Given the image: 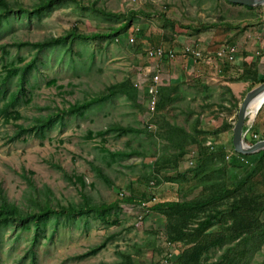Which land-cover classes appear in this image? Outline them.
<instances>
[{
    "label": "rangeland",
    "instance_id": "374dc122",
    "mask_svg": "<svg viewBox=\"0 0 264 264\" xmlns=\"http://www.w3.org/2000/svg\"><path fill=\"white\" fill-rule=\"evenodd\" d=\"M39 2L7 0L15 10L0 17V45L7 44L0 50V193L22 209L35 192L51 194L55 206H76L84 199L116 204L100 213L49 215L38 226L31 220L1 223L0 264H129L130 257L138 264H185L179 258L193 246L200 250L196 264L223 258L231 264H264V210L243 211L234 219L225 210L197 240L172 244L167 214L151 211L147 203L120 200L121 193L157 201L219 196L222 181L234 189L227 152L201 158L197 147L212 146L220 133L232 132L249 91L244 77L255 69L258 76L264 73V4L58 0L40 11L17 9ZM87 2L112 13H136L108 15L85 6ZM209 23L216 26L205 28ZM118 26L122 29L111 36L69 39L42 49L11 45L58 37L73 27L91 33ZM139 30L144 31L140 40ZM231 44L239 55L231 63V85L224 72L197 82L175 63L145 57L148 48L159 45L213 52ZM30 61L19 86L20 73L8 69ZM157 64L160 95L151 111L144 87ZM135 80L143 89L130 98L124 90L130 92ZM112 85L118 88L101 101L42 122L47 114L107 94ZM257 126L264 128V104L257 114L249 110L243 133ZM261 171L248 185L255 205L264 202ZM235 198L226 194L183 225L196 226L204 211L225 209Z\"/></svg>",
    "mask_w": 264,
    "mask_h": 264
},
{
    "label": "trees",
    "instance_id": "16d2710c",
    "mask_svg": "<svg viewBox=\"0 0 264 264\" xmlns=\"http://www.w3.org/2000/svg\"><path fill=\"white\" fill-rule=\"evenodd\" d=\"M54 1L58 0H40V2L37 5H34L32 7L26 8L21 7L18 8L19 10L24 11H40L44 8H47L50 6ZM75 1V0H73ZM84 4V3H81ZM85 6H89L94 10H98L100 12H103L108 15H113L117 17H126V15H133L136 13V11H129L128 13H112L108 11H104V9L95 7L93 2H87L84 4ZM12 10H15L14 7L9 6L7 3V0H0V17L10 13ZM216 26L214 23L206 24L204 27H213ZM122 29V26L118 27H110L106 29L105 31H96L91 33H86L79 31L76 27H73L69 30H67L64 34L54 37V38H48L40 42H30V41H15L12 42L11 45L13 46H23V45H31V46H37L38 49H42L46 46L54 45V44H60L68 41L69 39H80V40H92L97 38H102L106 36H111L115 33H117L119 30ZM144 36V31L139 30L137 32V37L139 40L141 37ZM7 44L0 45V50L2 47L6 46ZM162 46V45H161ZM165 47V46H164ZM170 48V47H169ZM146 57V56H145ZM226 64V63H225ZM230 63H227V66ZM33 65V62L30 61L22 66H14L12 68L8 69L9 74L19 72V86H21L24 82L25 74L30 70L31 66ZM246 75V74H245ZM244 80L248 82L249 89L254 88L258 84L262 83L264 81V75L258 76V69H255V72H253V75L251 77H244ZM113 87H109L107 89V94H103L101 96L96 97L95 99H92L90 101L85 102H75L74 104H71L67 109H61L56 112H52L50 114H47L46 117H44L45 123L53 122L59 118L62 117L63 114L67 112H76L81 110L82 108L88 106L91 103H96L101 101L105 96H107L109 93L111 94L116 88H118L117 85H112ZM123 90V89H122ZM136 87L131 86L130 92L127 93V91L124 90V92L131 98L133 97L138 91ZM146 93V91H145ZM160 95V92H159ZM158 107V100L156 104V108ZM261 110V109H260ZM231 137L229 140V147L233 151L232 158L230 159L231 165L236 166V158L237 156L241 157H249L250 158V164L248 166L247 171L237 180L234 181L233 190H229L227 188V185L224 181H222L221 184V193L219 196H216L218 192L212 193L211 195L206 196H200L193 199H184V200H172V201H157L154 199L155 197H150L147 199L144 198V195L141 196L140 199L135 197L134 195H126L121 193L120 200L126 204H135L138 206H145L148 205L149 209L151 211H157V212H163L167 214L170 217V221L166 224L167 228V240L174 244L181 240H197L203 234L205 231L212 226L213 222L220 218L221 214L224 213V211H228V216L230 218L239 217L240 214L243 211L246 212H252L255 209L262 211L264 210V202H262L259 205H255L256 203L253 200V197L249 194V182L258 175V173H261L264 168L262 166L264 161V150L259 151L257 153L251 154V155H243L241 153H238L234 151L233 145H232V132L230 133ZM260 138L264 139V133L260 135ZM251 143H254L253 141ZM226 146H221L218 148H215L214 146L200 144L198 145V154L201 156V158H207L214 153H222L225 151ZM263 176V175H262ZM246 189V191H245ZM237 195L239 198H235L233 201L228 203L225 209H221V207H214L213 209L209 211H204L203 217L199 219L196 223V226H193L191 228H186L183 224L186 222V218L193 215L194 212H198L200 210H203L208 205L217 204L216 202L220 199H222L225 195ZM29 204L26 208L22 209L20 206L15 204L13 201L9 200L3 193H0V224L6 221H29L31 220L35 226H38L40 223V220L45 218L49 215H56V216H73V215H85L88 213H100L107 210H110L115 207L116 202H110V203H90L86 199H84L81 204H78L76 206L71 205H64L59 204L55 206V204L52 201V195L47 193H42L41 195L38 194V192H35L33 194L29 193ZM152 203L151 205L149 203ZM218 205V204H217ZM174 216L175 220H174ZM182 219V223L181 220ZM174 220V221H173ZM222 220V219H221ZM260 233L264 235V225L260 227ZM236 248L235 250H237ZM185 252V251H184ZM200 255V250L198 249V246H193L190 251H187L185 253L182 252L181 257L179 258L180 263H194L198 262V258ZM225 260V262H221ZM129 264H138V259L136 257H130ZM211 264H231V260H227L225 258L221 259L220 262L216 261Z\"/></svg>",
    "mask_w": 264,
    "mask_h": 264
},
{
    "label": "built area",
    "instance_id": "2783aa9c",
    "mask_svg": "<svg viewBox=\"0 0 264 264\" xmlns=\"http://www.w3.org/2000/svg\"><path fill=\"white\" fill-rule=\"evenodd\" d=\"M133 41V39H131ZM237 53V48L235 45H225L220 47L215 51H204L193 45H185L181 47L179 50L174 48L164 47L163 45L153 46L146 50V58L148 60H153L158 62H168L172 63L178 57L181 58H190L195 64H202L206 66H213L216 72L221 73L223 71L225 63H230L234 61L235 55ZM160 69L158 68V64L155 67V70L152 72L149 80L146 84L145 88V96H146V104L147 107L154 111L156 108L158 94L160 89ZM134 87L139 90L141 86L138 81L135 80L133 83ZM143 95V92H142ZM253 138H258V135L253 134ZM192 164V161L189 162Z\"/></svg>",
    "mask_w": 264,
    "mask_h": 264
},
{
    "label": "crops",
    "instance_id": "0c3cea01",
    "mask_svg": "<svg viewBox=\"0 0 264 264\" xmlns=\"http://www.w3.org/2000/svg\"><path fill=\"white\" fill-rule=\"evenodd\" d=\"M215 51V50H214ZM238 55V52L235 55V58ZM234 58V59H235ZM172 63H175V65H178L179 69H181V73L183 75H188L191 77V79H196V81H200L202 82L203 80H208L209 75H213L215 74L216 70L213 68V66H206V65H202V64H195L190 58H181L178 57L175 61H173ZM232 62H230V64L227 66V63L224 65L223 71L226 75L227 78L230 79V85H231V78H230V74L232 73V68L233 65L231 64ZM235 68H234V72H235ZM233 72V73H234ZM264 75V73L262 74ZM229 81V80H228ZM263 106V105H262ZM261 106V108H262ZM260 108V109H261ZM260 126L255 127L251 132H249V128L247 130V132L245 133V136L247 137L246 140H248V142L250 144L252 141L256 142L260 139V135H262L264 133V128L261 127V130L258 128ZM251 128V127H250ZM231 132H227V133H220L219 134V138L216 139L213 143L214 145H212V147L214 146L215 148L221 147V146H226L225 147V151L227 152V157H228V161H229V174H230V178L233 181H237L248 169V166L250 164V158L249 157H239L237 156L236 158V166H232L230 159L232 158L233 155V151L231 150V148L229 147V140L231 137ZM253 134L258 135V138H253ZM245 138V137H244ZM264 149H261L259 151H262ZM235 151V150H234ZM257 151V152H259ZM255 152V153H257ZM254 154V153H251ZM251 154H245V155H251ZM244 155V154H243ZM263 173V171L261 172ZM260 176V175H258ZM262 178H260V180L264 179V174L263 176L261 175Z\"/></svg>",
    "mask_w": 264,
    "mask_h": 264
},
{
    "label": "water",
    "instance_id": "95a60500",
    "mask_svg": "<svg viewBox=\"0 0 264 264\" xmlns=\"http://www.w3.org/2000/svg\"><path fill=\"white\" fill-rule=\"evenodd\" d=\"M231 3L254 8L264 4V0H227ZM264 93V81L254 88L250 89L242 99L238 111L237 119L232 129V145L236 152L241 154L255 153L261 149H264V139H260L253 144H249L245 141V134L243 133V125L246 115L249 113L248 108L251 106L252 101L259 94ZM264 104V99L261 105L256 109L257 113L261 106Z\"/></svg>",
    "mask_w": 264,
    "mask_h": 264
},
{
    "label": "bare ground",
    "instance_id": "6f19581e",
    "mask_svg": "<svg viewBox=\"0 0 264 264\" xmlns=\"http://www.w3.org/2000/svg\"><path fill=\"white\" fill-rule=\"evenodd\" d=\"M264 99V93L259 94L255 99L252 101L251 106L248 110H251V113L254 114L256 109L261 105ZM257 114V113H256Z\"/></svg>",
    "mask_w": 264,
    "mask_h": 264
}]
</instances>
